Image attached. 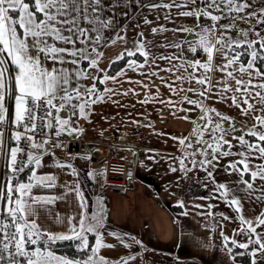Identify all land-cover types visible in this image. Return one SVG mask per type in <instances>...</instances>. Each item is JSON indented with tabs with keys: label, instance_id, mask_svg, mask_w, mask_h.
<instances>
[{
	"label": "snow or ice",
	"instance_id": "1",
	"mask_svg": "<svg viewBox=\"0 0 264 264\" xmlns=\"http://www.w3.org/2000/svg\"><path fill=\"white\" fill-rule=\"evenodd\" d=\"M132 4L152 11L167 10L165 20L173 19L172 10L175 9V16L195 18L197 22L204 17L212 23H196L191 27L172 29L171 31L177 33L194 34V38L164 43L162 48H173L177 51L156 55L151 51L152 42L144 37L143 31L138 33L129 47V40L126 38L127 26L117 27V17L122 15L126 18L128 13L120 14L114 10ZM257 4L264 5V0H158L147 5H141L140 0H112L108 6H105L104 0H0V160L4 162L6 169L4 182H0V264H109L105 257L99 255L101 248L114 247L104 242L102 197L96 198L97 210L89 212V205L78 183L63 185L66 192L61 195L33 193V189L57 187L55 175L37 173L42 167V153L39 150L44 148L47 140L37 142L35 136L48 137L54 127L58 129L56 136L65 131L70 134L82 132V128H66V125H70L71 117L64 119L58 113L65 107H78L79 116L86 119V106L103 102L106 95L110 99L113 93V89L108 87L103 92H98L95 81L99 80L101 84L119 82L118 76H125L128 70H142L145 66L152 69L145 73L149 78L159 76L160 71L172 74L181 72L175 77L181 85L193 80L201 85L198 90L200 100L191 99L184 94L180 102L200 105L205 113L216 112L215 108L209 109L204 103L205 98L211 99L215 95L222 102L230 101V106L238 108L240 115L246 118L241 123L242 135L234 137L242 151H231L232 145L224 140L223 129L219 124L212 129L213 143L203 141L204 131L208 130L207 125L201 131V126L197 123L193 134L199 137L197 143L203 142L207 147L184 152L182 157L170 158L174 163L178 161V167L170 164L169 170L173 173L179 170L187 175L193 169L203 168L207 172V178L214 184L215 191L219 193V198L235 207L240 220L241 226L231 238L221 232L225 251L229 253L234 264L237 256H250L251 264H257V258L264 259V231H257L264 226V210L258 216L246 218L242 214L243 204L240 198L243 195L245 199L264 202V163H251L253 159L264 161V35H261L264 31V6L257 7ZM105 12H111L112 15L105 16ZM221 20L229 22L219 24ZM237 22L245 23L248 27L241 28ZM143 23L150 26L153 21L144 17ZM258 25L261 26L260 31H257ZM108 31L113 32V35L105 36ZM168 31L163 25L150 28L152 34ZM233 31L236 32L235 36L231 35ZM50 38L71 45V48L50 44ZM77 44L81 47H76ZM119 45L123 47H118ZM114 47L116 51L108 56L101 50ZM32 50L44 53L45 58L50 59L54 65L71 63L76 67L71 70L62 66L48 69L41 64L39 56L33 57L30 54ZM185 51L197 54L202 51L206 59L189 60L184 56ZM66 56L70 59H65ZM140 57H143L142 62L139 61ZM104 59L108 60L109 65L124 61L127 69L110 75L106 68H100ZM161 60L166 62L167 67L160 69L157 61ZM85 61L87 67H81ZM11 66H15L14 73ZM190 68L193 69L192 72L188 71ZM198 70H202L200 75L196 74ZM216 72L222 75L214 83L213 74ZM159 78L170 92L178 96L182 92L197 91L182 86L173 87V82L165 76ZM81 79L94 82L85 86L79 83ZM73 81L76 82L75 88L72 87ZM144 87L147 88L148 85L145 84ZM128 91L124 94L127 95ZM92 96L96 98L85 100L79 105L72 103L73 100ZM57 99L62 101L59 105L54 103ZM151 99V96L146 95L142 103H148ZM9 101L14 102V115L10 113ZM161 102L177 107L179 103L174 104L172 100ZM53 110L56 115H53ZM184 119L189 117L185 116ZM206 119L211 124V116ZM6 128L10 133L7 137ZM218 130L219 137L216 135ZM235 130L233 124V131ZM245 136L249 139H245ZM172 139L178 140L182 146L192 147L191 142L185 145L186 137ZM224 144L229 145L228 150H223ZM197 153L204 158L197 161ZM233 155L240 158L230 162L225 171L239 176V180L234 182L236 186L217 183L213 172L208 171L205 166L214 168L213 161L218 162L222 157ZM189 158L191 167L186 163ZM56 166L67 167L71 169L73 176L77 175L71 164L57 161ZM26 169L30 172L27 182L20 179L21 173ZM245 174L250 175V180L244 178ZM257 180L262 182L259 186H255ZM255 193L259 195H254ZM68 194L76 198L78 211L75 215H56L55 223L65 225V231L54 232L45 228L41 211L51 216L49 205L66 199ZM178 205L184 207V201H178ZM207 207L209 211L206 214L213 216L210 210L214 206L209 204ZM184 214L187 215V212ZM220 219L227 220L229 217L220 214ZM221 226L216 224V227ZM89 233H95L96 236L95 244L90 250ZM111 235L123 242L117 233ZM236 236H245L247 240L238 242ZM58 241H76L77 250L85 258H69L56 254L55 245ZM133 242L139 243L135 238ZM229 243L232 247L227 246ZM235 248L243 251L234 252ZM131 259L134 257H123L112 264H128Z\"/></svg>",
	"mask_w": 264,
	"mask_h": 264
},
{
	"label": "crops",
	"instance_id": "2",
	"mask_svg": "<svg viewBox=\"0 0 264 264\" xmlns=\"http://www.w3.org/2000/svg\"><path fill=\"white\" fill-rule=\"evenodd\" d=\"M111 2L112 0H104L105 6L110 5ZM152 2H158V0H140L141 5ZM260 6L264 5L257 4V7ZM114 11L120 14L123 12L128 13V16L122 19V21L125 20L122 27L127 26L128 46L131 47V42L137 38L140 31H143L144 37L152 42L151 51L156 55L172 54L177 51L173 48H162L161 45L164 43L183 38H194V34L177 33L171 31L172 29L181 26L191 27L196 23H212L204 17H201L197 22L195 18L175 16V9L172 10L173 19L165 20L164 15L167 10L152 11L147 7H137L135 4L117 8ZM107 13L112 14L111 12H105V14ZM216 14L219 15V13ZM121 16L119 15L118 18H121ZM144 17L153 21L152 25H144ZM228 22V20H221L219 24ZM237 23L241 28L248 27L245 23ZM158 25L167 27L169 31L152 34L150 28ZM119 26L118 24L117 27ZM260 30L261 26L258 25L257 31ZM219 34L218 31L217 35ZM112 35L113 32H105V36ZM231 35L235 36L236 32L233 31ZM261 35H264V31L261 32ZM250 38L255 39V37ZM49 43H55L57 47L71 48V45L54 41L52 38L49 39ZM76 47L79 48L81 45L77 44ZM118 47L122 48L123 45ZM101 50L105 51L106 56H108L114 53L116 48ZM30 54L44 55V53H38L35 50H32ZM184 56L189 60L193 58L206 59L202 51L199 54L185 51ZM65 59H70V57L66 56ZM157 63L160 69L167 67L165 61L161 60ZM68 65L72 66L71 63H68ZM109 66L107 59L102 60L100 63V68H106L107 70ZM84 67H87L86 61ZM126 69L127 64L122 70ZM150 70L152 69L148 66H145L142 70H128L125 76L117 77L119 82L109 81L107 84H102L101 87L97 86L98 92H103L104 88L108 87L113 89V93L110 99L106 95L103 102L86 106L85 111L88 114L86 119L79 116L78 107L75 108L77 118L70 113L67 107L61 110L59 114L64 119L71 117L70 125L65 127L82 128V132H73V134H79V137L87 141L91 147L102 149L105 156L123 159L137 158L135 188L114 192L106 191L104 184L106 160H102L98 165H93L89 154L81 155L53 151L46 143L44 148L41 149L42 152H40L42 153V167L37 170V173L38 175H55L57 177V187L54 189H33V193L36 195H61L66 192L63 185L78 183L89 205V212L97 210L96 198L102 197L105 221L102 230L105 237L104 242L114 245V247L101 248L99 255L105 257L109 264L127 256L134 257V259L128 261V264H234L229 253L225 251V241L221 232L231 238L240 228L241 224L235 207L219 198V193L215 191L214 184L207 178V172L203 168L193 169L187 175L179 170L175 173L169 170L170 164L178 167V161L174 163L170 158L182 157L184 152L197 150L195 149L197 142L194 144V149L188 151L186 146L180 145L178 140H173L172 137H186L185 145H187L186 142L189 140V134H191L192 123H196L205 113L200 105H190L186 101L180 102L181 96L184 94L191 99L200 100L198 90L201 85L197 84L195 80L191 83L184 82L181 85L183 88H192L197 91L182 92L178 96L170 92L164 82L161 84L152 82L157 80L159 76H165L173 82V87H175V77L180 75L181 72L172 74L160 71L159 76L149 78L145 73ZM11 71L13 73L16 71L15 66H11ZM188 71L192 72L193 69L190 68ZM200 72L202 70H198L196 74L200 75ZM140 75L150 80L147 83V88L144 87V84L131 83L136 82L137 79L135 78ZM221 75L219 72L214 73L213 82L215 83ZM93 82L92 80L83 79L79 83L90 86ZM95 83L97 84V81ZM81 91L83 92V88ZM126 91H128L129 96L124 94ZM139 93H143L144 96H140ZM146 95L151 96L152 99L148 103H142ZM95 98V96L84 97L81 103ZM168 100H172L174 104L179 102L178 107L161 102ZM204 103L209 109H238L235 106H230V101L222 102L215 95L211 99L205 98ZM178 108L189 109L190 111H180ZM121 112H125L126 115L122 117ZM212 113L214 116L217 114ZM109 114L113 117L109 118ZM185 116L189 119H184ZM215 120L217 121V119ZM222 123L225 128H228H224L223 138L232 141L233 149L231 151L236 153L243 150L237 140L234 139V137L242 135L241 127H238V133H236V131H233V124L227 125V121L224 120H222ZM112 125L115 127L112 128ZM135 128H141L142 130L135 131ZM65 132L70 134L68 131ZM228 146V144H224L223 147L226 148L224 150H228ZM61 153L67 156H60ZM85 157H88V159H85ZM239 158L235 155L222 157L218 162L213 161L214 168L207 165L205 167L208 171L213 172L217 183H225L230 187H235L234 182L239 180V176L236 173L229 174L225 171V167ZM190 159L186 161L189 167H191ZM195 159L197 161L201 160V155L197 153ZM57 161L66 165L71 164L76 169L77 175L73 176L71 169L67 167H57ZM251 163L260 164L264 161L260 162L253 159ZM89 173H93V175H89ZM28 174L30 175V172ZM244 178L250 180V175L245 174ZM261 183L257 180L255 186H259ZM254 195H259V193ZM240 198L243 204L242 214L246 218L258 216L264 210V202H257L255 214H252L249 208L250 199H245L243 195ZM181 200L184 201V207L178 205V201ZM209 204L214 206L210 210L214 214L213 216L206 214L209 211L207 207ZM195 205H201L202 207H196ZM49 208L52 215L49 216L42 210L41 220L44 221L43 226L45 228L54 232L65 231V225L55 223L56 215H75L78 211L76 198L72 194H68L64 200H58L49 205ZM185 212H187V215L184 214ZM220 214L229 217V219L221 220ZM217 223L222 226L216 227ZM257 231H264V226L258 228ZM111 233H117L123 242ZM89 234L94 235L95 244V233ZM133 238L139 243H134ZM236 239L238 242H246L247 240L245 236H236ZM227 246L232 247L230 243ZM235 264L243 263L236 259ZM257 264H264V259L257 258Z\"/></svg>",
	"mask_w": 264,
	"mask_h": 264
},
{
	"label": "built area",
	"instance_id": "3",
	"mask_svg": "<svg viewBox=\"0 0 264 264\" xmlns=\"http://www.w3.org/2000/svg\"><path fill=\"white\" fill-rule=\"evenodd\" d=\"M56 114L57 113L55 112V110H53V115ZM57 130L58 129L56 127L50 130L51 135L48 137L36 135L35 140L37 142L41 140H47V144L51 147V150L53 151H63L71 154L81 155L89 154L93 165H98L102 162V160H106L107 163L105 169L104 184L105 189L108 192L135 188L137 158L123 159L107 157L105 156L104 151L102 149L97 147H91L87 141L79 137V134L74 135L73 133L68 134L66 132H63L60 136H56L55 132ZM8 135L9 130L8 128H6L5 137H7ZM21 146H23V141L21 142ZM39 152H42V150L40 149ZM3 165L4 162L2 161V165L0 167V182H3ZM26 171L27 169L25 170V172ZM24 173H21L20 179L22 178Z\"/></svg>",
	"mask_w": 264,
	"mask_h": 264
},
{
	"label": "rangeland",
	"instance_id": "4",
	"mask_svg": "<svg viewBox=\"0 0 264 264\" xmlns=\"http://www.w3.org/2000/svg\"><path fill=\"white\" fill-rule=\"evenodd\" d=\"M117 12V11H116ZM112 14H105V16H111ZM117 19H118V24L120 25L119 27H122L123 25L122 24H124L125 23V20H123L122 21V19H123V16H121V18H118L117 17ZM119 19H121V20H119ZM122 21V22H121ZM254 22V23H253ZM252 23L253 24H255V21H252ZM111 32V31H110ZM33 57H36V56H39V59H40V61H41V64L42 65H44L45 67H47L48 69H51L52 67H54L55 65L53 64V62L51 61V60H49V59H46L45 58V55H34V54H31ZM64 67V68H67V69H73V68H75L76 66L75 65H73L72 64V66H70V65H68V63H65V64H63V65H60V64H57L55 67ZM81 67H84V63L81 65ZM142 75H143V73H142ZM102 78V77H101ZM135 79H137V81L135 82H131L132 84H138V85H145V84H147V83H149V79L148 78H144V76H138L137 78H135ZM81 80H83V79H81ZM80 80V81H81ZM79 81V82H80ZM138 81L140 82V83H138ZM154 82H152V83H159V84H161V83H163L161 80H160V78L158 77L157 78V80H153ZM98 82H99V80H98ZM155 83V84H156ZM81 84V83H80ZM72 87L73 88H75L76 87V82L75 81H73V84H72ZM175 87H181V82L180 81H176L175 80ZM128 95V94H127ZM139 95L140 96H144V94L143 93H139ZM129 96V95H128ZM127 97V96H126ZM82 100V99H81ZM81 100H73L72 101V103L73 104H76V105H79L80 103H81ZM62 101H60L59 99H57L56 101H54V103L55 104H57V105H59L60 103H61ZM68 108V110L70 111V113L71 114H73V112H75L76 113V111H75V109H73V108H71V107H67ZM216 109V112L215 113H219L220 115H217L216 114V116H214L213 115V113L212 112H207V113H203V115L202 116H204L205 117V119H199L196 123H192V126H191V134H189V140H187V144L189 143V142H191V144H192V147L191 148H187V150L189 151V150H193L194 149V144L197 142V140L199 139V137L198 136H196V135H194L193 134V132H194V128L196 127V124L198 123L200 126H201V131H203L204 130V126L205 125H207V131H204V134H203V141H207L208 143H213V139H212V137H213V132H212V129L215 127V125H217V124H219V125H221L222 126V129H223V134H225V129H228V128H225V126L223 125V123H222V120H224L225 122L227 121V125H231V124H234L235 125V131H236V133H238L237 131H238V127H241V123L244 121V118H243V116H241L240 115V111H239V109H230V110H223V109H220V110H217V108H215ZM59 114H60V112H59ZM126 115V113L125 112H121V116L122 117H124ZM74 117H76L77 118V116H76V114L75 115H73ZM108 116V115H107ZM207 116H211V124H208V122H207V119H206V117ZM73 117V118H74ZM109 118H112L113 116L112 115H110L109 114V116H108ZM224 117H229V118H235L234 120H232V119H224ZM119 118V117H118ZM118 118H116V119H118ZM215 119H217V121L215 120ZM115 122V121H114ZM112 123H113V120H112ZM115 124V123H114ZM237 124H239V126H237ZM172 126V125H171ZM113 127H115V126H113L112 125V128ZM119 127H122V126H119ZM225 128V129H224ZM142 129L141 128H135V131H141ZM216 135H217V137H219V135H220V132H219V130L217 131V133H216ZM231 144H232V141L230 140L229 141ZM207 147V145L205 144V143H203V142H201V143H196V148L195 149H203V148H206ZM229 147V146H228ZM227 147V148H228ZM224 149H226V148H224L223 147V150ZM231 149H233V145H232V148ZM211 151V149H209V152ZM242 151V150H241ZM55 154H57V155H59L58 153H55ZM60 156H67L66 154H63V153H61V155ZM201 158L203 159L204 157H202L201 156ZM257 161H260L261 162V160H259V159H257ZM1 165H2V160H0V167H1ZM132 189H134V188H132ZM114 192V191H113ZM256 204H257V201H255L254 199H250V203H249V208H250V211H252V214H255V210L257 209V207H256ZM56 254H58V253H56ZM58 255H60V254H58Z\"/></svg>",
	"mask_w": 264,
	"mask_h": 264
},
{
	"label": "trees",
	"instance_id": "5",
	"mask_svg": "<svg viewBox=\"0 0 264 264\" xmlns=\"http://www.w3.org/2000/svg\"><path fill=\"white\" fill-rule=\"evenodd\" d=\"M137 55L139 56V54H137ZM133 58H135V57H133ZM139 61L142 62L143 57H140ZM125 66H126V63L124 61H117L114 65L109 66V68L107 69V72L110 75L116 74V73L120 72ZM101 77H102V74H101ZM97 86H99V87L102 86V84L99 83L98 80H97ZM9 109H10V113L14 115V102L13 101L9 102ZM58 115H59V113H58ZM245 139H249V137L245 136ZM12 143L14 146V142H12ZM5 173H6V169L4 168L3 182H4ZM28 173H29V171L27 170L23 174L21 180L26 181L28 176H29ZM88 241H89V250H90L91 247L94 246V235L93 234H88ZM76 243H77L76 241H58L57 244L55 245V252L60 254V255L69 257V258H73V257H75L77 259L85 258V257H82V254L77 250ZM240 251H243V250L238 249V248L234 249V252H240ZM89 254H90V252H89ZM236 259H239L240 261H242L243 264H251L250 263L251 258L248 255L237 256Z\"/></svg>",
	"mask_w": 264,
	"mask_h": 264
}]
</instances>
